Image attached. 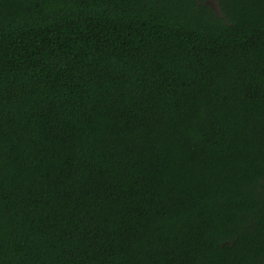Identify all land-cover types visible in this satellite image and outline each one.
<instances>
[{
  "label": "trees",
  "instance_id": "obj_1",
  "mask_svg": "<svg viewBox=\"0 0 264 264\" xmlns=\"http://www.w3.org/2000/svg\"><path fill=\"white\" fill-rule=\"evenodd\" d=\"M0 0V264H264V0Z\"/></svg>",
  "mask_w": 264,
  "mask_h": 264
},
{
  "label": "rangeland",
  "instance_id": "obj_2",
  "mask_svg": "<svg viewBox=\"0 0 264 264\" xmlns=\"http://www.w3.org/2000/svg\"><path fill=\"white\" fill-rule=\"evenodd\" d=\"M207 2L213 7L216 6L214 0H207Z\"/></svg>",
  "mask_w": 264,
  "mask_h": 264
}]
</instances>
